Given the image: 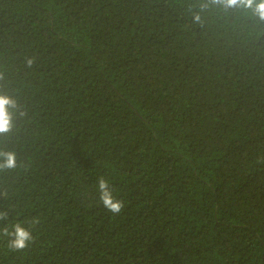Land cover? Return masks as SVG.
Here are the masks:
<instances>
[{"label":"trees","instance_id":"16d2710c","mask_svg":"<svg viewBox=\"0 0 264 264\" xmlns=\"http://www.w3.org/2000/svg\"><path fill=\"white\" fill-rule=\"evenodd\" d=\"M0 71L28 113L7 142L21 167L0 176V233L39 221L24 250L0 234V264H264V22L250 11L0 0Z\"/></svg>","mask_w":264,"mask_h":264},{"label":"clouds","instance_id":"9594fccd","mask_svg":"<svg viewBox=\"0 0 264 264\" xmlns=\"http://www.w3.org/2000/svg\"><path fill=\"white\" fill-rule=\"evenodd\" d=\"M210 5L222 8L224 11L238 10L251 12L259 21L264 22V0H209ZM208 3H201L200 11L206 10ZM195 23H202L199 12L193 14ZM35 58H26L25 66L31 68ZM5 73L0 71V138H3V146H0V176L14 172L21 167L18 160V153L14 148L8 147V141L11 137L19 132L20 122L27 117L28 113L19 98L7 90ZM99 200L102 205L111 213L119 214L124 208V202L117 199L109 182L100 177L98 180ZM0 196L7 198L8 191L6 188L0 190ZM7 211H0V221L7 218ZM38 219L34 218L29 227H25L23 222H17L11 226L3 228L2 234L8 237V246L12 250H24L33 242L31 226L37 224Z\"/></svg>","mask_w":264,"mask_h":264}]
</instances>
